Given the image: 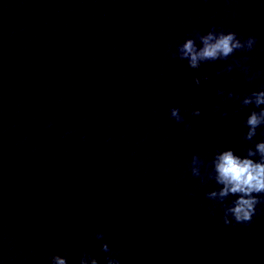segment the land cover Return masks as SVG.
Segmentation results:
<instances>
[{
	"label": "water",
	"instance_id": "1",
	"mask_svg": "<svg viewBox=\"0 0 264 264\" xmlns=\"http://www.w3.org/2000/svg\"><path fill=\"white\" fill-rule=\"evenodd\" d=\"M212 24L257 43L199 69L172 56ZM245 56L247 73L216 75ZM217 88H264V0H0V264H78L82 249L100 264H264V201L225 224L216 185L189 170L193 153L249 146L253 106Z\"/></svg>",
	"mask_w": 264,
	"mask_h": 264
},
{
	"label": "clouds",
	"instance_id": "2",
	"mask_svg": "<svg viewBox=\"0 0 264 264\" xmlns=\"http://www.w3.org/2000/svg\"><path fill=\"white\" fill-rule=\"evenodd\" d=\"M257 43L255 35H248L240 38L236 32L218 29L215 24L209 26L206 32L196 30L194 35L186 37L183 42L177 44L172 56L183 62L190 69H199L203 63L226 61L238 51H251ZM241 59H233V62L218 69L216 75L222 71L231 72L234 67L239 66L241 71L247 73L248 66ZM255 73L246 78H255ZM210 79V74L201 73L193 75L192 82L196 89H199L202 81ZM216 94L222 99L237 101L241 107L252 105L243 125L246 131L242 132V139L249 142L243 154L237 153L233 148L216 149L211 153L210 159L201 158L193 153L189 162V170L193 177H198L202 183L214 182L216 187L205 193V196L223 210V222L230 223L232 220L238 223H248L252 220L257 211V205L264 201V139L256 140L257 130L264 136V88L250 91L243 97H236L231 89L217 88ZM221 116L228 113L220 105H213ZM185 112L196 117L200 115V109L185 107ZM170 118L176 122L184 123L185 128L190 127V121L185 119L179 107L169 109ZM232 197V199H229ZM213 209H210V212ZM91 235L101 241L100 249L109 253V245L104 241V234L95 231ZM119 254L106 255L104 264H121ZM50 264H68L67 257L60 254H53L50 257ZM78 264H100L87 249H82L79 255Z\"/></svg>",
	"mask_w": 264,
	"mask_h": 264
}]
</instances>
